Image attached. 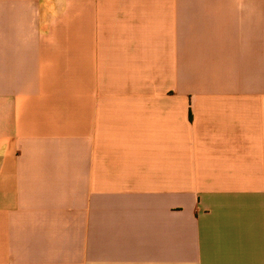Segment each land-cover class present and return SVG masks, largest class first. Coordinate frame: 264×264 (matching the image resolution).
Masks as SVG:
<instances>
[{"label": "crops", "instance_id": "crops-1", "mask_svg": "<svg viewBox=\"0 0 264 264\" xmlns=\"http://www.w3.org/2000/svg\"><path fill=\"white\" fill-rule=\"evenodd\" d=\"M0 264H264V0H0Z\"/></svg>", "mask_w": 264, "mask_h": 264}]
</instances>
